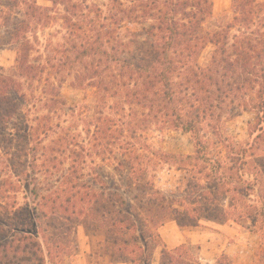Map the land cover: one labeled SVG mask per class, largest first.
I'll return each instance as SVG.
<instances>
[{
  "label": "trees",
  "instance_id": "obj_1",
  "mask_svg": "<svg viewBox=\"0 0 264 264\" xmlns=\"http://www.w3.org/2000/svg\"><path fill=\"white\" fill-rule=\"evenodd\" d=\"M101 1L0 0V48L16 52L14 66L0 68V264H64L79 225L104 234L118 264H203L200 247L166 245L160 229L172 221L251 222L264 234V3L232 0L231 23L209 33L213 0ZM126 23L141 31L126 30L125 39ZM52 26L63 41L49 37L45 59H35ZM209 46L211 59L201 64ZM68 77L83 89L124 95L144 117L192 134L195 152L147 154L152 121L123 130L85 118L87 137L65 129L63 116L76 114L66 113L61 95ZM247 92L256 113L251 142L205 143L203 123H215ZM39 105L49 113L35 123L28 107ZM97 158L115 162L119 182L97 172ZM172 160L184 164L187 184L164 192L153 174ZM27 184L22 205L17 194Z\"/></svg>",
  "mask_w": 264,
  "mask_h": 264
},
{
  "label": "rangeland",
  "instance_id": "obj_2",
  "mask_svg": "<svg viewBox=\"0 0 264 264\" xmlns=\"http://www.w3.org/2000/svg\"><path fill=\"white\" fill-rule=\"evenodd\" d=\"M213 16L206 22L205 29L209 33H214L221 28H225L233 19L231 11L232 0H213ZM264 3V0H258ZM105 3L106 0H102ZM41 5L50 4L40 2ZM140 32L138 25L124 24L122 33L125 39H128V32ZM64 31L59 26H52L40 35L43 45L40 52L34 53L35 59H45L43 46L49 37L55 42L63 41ZM51 35V36H49ZM214 48L209 46L201 55L200 63L207 64L212 56ZM49 52V51H48ZM47 52V53H48ZM16 52L11 48H0V68L10 69L15 64ZM39 93V92H38ZM234 105L221 113L216 122L203 123L202 134L203 141L207 144L220 143L224 139H231L240 144L251 142V130L256 121V113L251 109V92ZM62 98L67 103L68 108L75 109V116H63L62 120L67 121L64 124L65 129H71L72 132H78L82 137H87L86 129L83 126V119H110L117 123L119 129L126 130L129 125H140L141 121H152L149 124L148 131L143 136V141L149 149H143L142 143L139 147L145 150L147 154L151 152L174 155L177 158L192 155L195 152V140L192 134L185 133L183 130L174 127H162L152 118L143 116V110L136 104L130 105V100L124 95L115 96L113 92L101 88L83 89L75 84L73 77H68L61 89ZM119 103V105H118ZM29 119L38 123V117H44L49 113L46 107L39 105L28 107ZM26 109V110H28ZM148 112H146L147 114ZM55 121V120H54ZM156 123V124H155ZM213 123V124H212ZM158 124V125H157ZM219 129V131H217ZM95 132L96 130H92ZM3 133V132H2ZM92 133V132H91ZM93 134V133H92ZM180 161V160H179ZM172 160L169 164H160L157 173L153 174L154 182L157 187L164 192L183 190L187 184V173L179 170L183 163ZM97 172L102 173L103 177L108 178L109 182H119L120 177L114 171L115 162L106 163L97 158L93 164ZM0 164V171L2 170ZM87 169L85 173L91 172ZM2 174L0 183L2 181ZM30 185L20 186L17 198L23 205L25 195H30ZM161 236L170 248L181 245H192L200 247V257L203 264H264V234L251 230V222L247 225L236 223H215L203 222L199 227H181L176 222H169L160 229ZM96 236L97 240H92ZM101 236L88 233L83 226H76L71 236V250L64 258V264H118L107 256L105 250L101 251ZM105 237V236H104ZM92 245V246H91ZM96 252V255L88 258V249ZM103 249V248H102ZM86 254V255H85ZM199 254V253H197ZM156 261L160 259V249L156 252Z\"/></svg>",
  "mask_w": 264,
  "mask_h": 264
},
{
  "label": "crops",
  "instance_id": "obj_3",
  "mask_svg": "<svg viewBox=\"0 0 264 264\" xmlns=\"http://www.w3.org/2000/svg\"><path fill=\"white\" fill-rule=\"evenodd\" d=\"M103 238L104 239H102V236H101V239H100V241H101V251L102 250H105V237L103 236ZM92 240H97V238H96V236H93V238H92ZM165 242V241H164ZM167 245V244H166ZM92 246V245H91ZM168 246V245H167ZM169 247V246H168ZM103 248V249H102ZM170 248V247H169ZM176 248V247H175ZM171 249H173V248H171ZM86 255V254H85ZM95 256L96 255V252L92 249V247H91V249H88V253H87V255L86 256H88V258H91L92 256Z\"/></svg>",
  "mask_w": 264,
  "mask_h": 264
}]
</instances>
